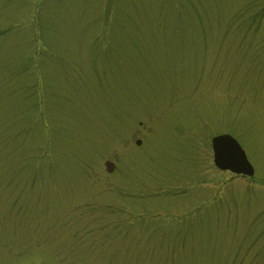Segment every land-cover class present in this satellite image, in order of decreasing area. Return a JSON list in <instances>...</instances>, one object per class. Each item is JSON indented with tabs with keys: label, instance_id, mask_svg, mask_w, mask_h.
I'll return each mask as SVG.
<instances>
[{
	"label": "rangeland",
	"instance_id": "obj_1",
	"mask_svg": "<svg viewBox=\"0 0 264 264\" xmlns=\"http://www.w3.org/2000/svg\"><path fill=\"white\" fill-rule=\"evenodd\" d=\"M0 264H264V0H0Z\"/></svg>",
	"mask_w": 264,
	"mask_h": 264
},
{
	"label": "water",
	"instance_id": "obj_2",
	"mask_svg": "<svg viewBox=\"0 0 264 264\" xmlns=\"http://www.w3.org/2000/svg\"><path fill=\"white\" fill-rule=\"evenodd\" d=\"M214 166L221 171L247 177L253 176V168L247 161L245 153L238 143L227 135L217 136L211 141ZM107 172H111L113 165L105 163Z\"/></svg>",
	"mask_w": 264,
	"mask_h": 264
}]
</instances>
